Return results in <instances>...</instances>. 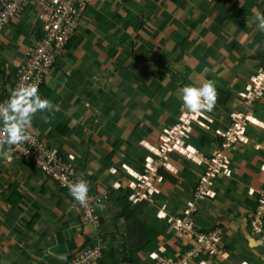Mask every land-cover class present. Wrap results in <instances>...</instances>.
Returning a JSON list of instances; mask_svg holds the SVG:
<instances>
[{
    "label": "crops",
    "instance_id": "obj_1",
    "mask_svg": "<svg viewBox=\"0 0 264 264\" xmlns=\"http://www.w3.org/2000/svg\"><path fill=\"white\" fill-rule=\"evenodd\" d=\"M38 1L0 32V97L39 37ZM254 10L264 14V0H91L39 91L53 110L33 116L29 132L72 156L76 177L109 197L94 227L69 193L5 147L0 264H66L96 238L103 252L92 264H156L150 254L174 240L169 224L156 219L154 206L128 203L125 190L112 191L111 184L128 179L123 165L139 172L161 131L177 123L181 89L208 80L228 98L210 112L211 130L195 126L188 144L212 154L214 131L227 126L237 95L264 69V32ZM249 110L245 143L228 151L230 177L215 184L216 199L200 202L195 217L201 229L223 228L227 259L211 264H264V225L253 237L247 224L255 205L248 189L264 183V153L254 149L264 147V98ZM169 162L174 173L167 171L171 180L161 174L156 204L173 215L190 199L199 170L178 154ZM179 248L175 242L168 255Z\"/></svg>",
    "mask_w": 264,
    "mask_h": 264
},
{
    "label": "built area",
    "instance_id": "obj_2",
    "mask_svg": "<svg viewBox=\"0 0 264 264\" xmlns=\"http://www.w3.org/2000/svg\"><path fill=\"white\" fill-rule=\"evenodd\" d=\"M29 3L30 0H0V32L12 18L19 17ZM90 3L91 0L38 1L39 37L33 45L28 47L24 61L16 66L15 78L7 85L6 91L0 97V103L8 100L12 90L21 83L37 84L40 91L50 71L58 64L67 46L76 36L81 17ZM259 72L260 70L255 76H258ZM263 98L264 81L250 78L243 93L238 95L237 111L228 115L227 126L214 131L218 141L216 149L209 156L201 155L188 144V141L195 126L203 130H211L214 120L210 112L195 115L187 113L182 108L177 123L163 129L154 150L148 149L153 155L145 158L139 172H134L125 165L122 166V171L128 179L121 178L120 181L113 182L111 190H125L127 201L132 205L154 206L157 209L156 219L167 222L174 237L173 241H166L157 252L151 253L150 260L156 264H211V261L216 259H227L223 228L215 224L209 229H201L196 225L195 217L198 214L200 202L216 199L215 184L231 175L228 151L238 144L245 143V128L252 123L249 107ZM31 137L30 141L18 147L12 146L10 150L21 161L34 167L45 178L71 195L69 186L79 181L72 163L73 157L63 156L58 149L33 134ZM254 149L264 153V147L259 144H255ZM174 154L196 165L199 172L195 185L191 188L190 199L180 213L171 215L165 204L159 203L157 206L156 203L161 191L159 184L163 179L160 171L174 173L169 162ZM261 169L264 170V167L262 166ZM247 193L255 203L249 218L250 228L254 234H261L264 225V183L249 188ZM88 196L86 207L80 206L73 200L84 221L97 227L99 224L97 205L105 201L109 193L89 191ZM175 242L179 243L180 248L175 251L176 254L168 255L167 250L173 249ZM100 243L101 240L96 238L66 264H92L98 261L103 252Z\"/></svg>",
    "mask_w": 264,
    "mask_h": 264
},
{
    "label": "clouds",
    "instance_id": "obj_3",
    "mask_svg": "<svg viewBox=\"0 0 264 264\" xmlns=\"http://www.w3.org/2000/svg\"><path fill=\"white\" fill-rule=\"evenodd\" d=\"M254 12V19L258 22V29L264 32V14L256 10ZM252 79L264 81V69H261L258 76H254ZM181 99L183 102L182 110H186L189 114L199 115L202 112H211L218 99L215 83L208 80L199 87L184 86L181 89ZM52 110V101L43 98L39 94L37 84L21 83L13 89L9 99L4 103H0V125H2L0 126V156H10V152L5 149V145L8 149H11L12 146L18 147L22 143L30 141L32 137L29 130L32 128L33 116L38 112ZM45 119L47 118L45 117ZM261 171L264 172L263 169ZM69 187L73 199L80 206L86 207L89 200L88 184L84 180H79ZM97 206L101 210L104 208L102 203ZM247 224L251 236L261 235L253 233L249 225V218H247Z\"/></svg>",
    "mask_w": 264,
    "mask_h": 264
},
{
    "label": "trees",
    "instance_id": "obj_4",
    "mask_svg": "<svg viewBox=\"0 0 264 264\" xmlns=\"http://www.w3.org/2000/svg\"><path fill=\"white\" fill-rule=\"evenodd\" d=\"M72 42V41H71ZM69 46H67V48H68ZM217 89V93H218V99H217V103H216V106H219V107H221V106H223L224 105V102L227 100V98H228V94H227V92H225V91H223V90H221V89H218V88H216ZM263 153V152H262ZM160 173L163 175V177H165L166 179H169V180H171V178H172V176L171 175H169L168 173H167V171H165V170H162V171H160ZM126 200H127V198H126ZM128 202V201H127ZM129 203V202H128ZM255 208V205H254V207H253V209ZM252 209V210H253Z\"/></svg>",
    "mask_w": 264,
    "mask_h": 264
},
{
    "label": "rangeland",
    "instance_id": "obj_5",
    "mask_svg": "<svg viewBox=\"0 0 264 264\" xmlns=\"http://www.w3.org/2000/svg\"><path fill=\"white\" fill-rule=\"evenodd\" d=\"M54 68H56V67H54ZM241 93H242V92H241ZM238 95H240V93H239ZM238 95H237L236 99L238 98ZM261 100H262V99H261ZM249 111H250V110H249ZM249 125H250V124H248L246 128H248ZM251 215H252V210H251V212L248 214V218H250Z\"/></svg>",
    "mask_w": 264,
    "mask_h": 264
}]
</instances>
